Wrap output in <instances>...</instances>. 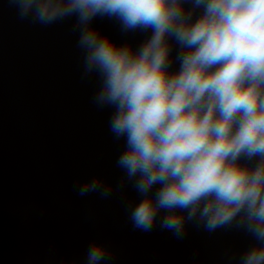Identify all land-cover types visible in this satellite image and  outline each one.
<instances>
[{
	"label": "clouds",
	"instance_id": "1",
	"mask_svg": "<svg viewBox=\"0 0 264 264\" xmlns=\"http://www.w3.org/2000/svg\"><path fill=\"white\" fill-rule=\"evenodd\" d=\"M11 2L20 20L44 27L76 18L83 75L100 81L94 103L115 109L110 131L125 139L117 190L130 182L142 197L129 205L133 226L150 231L163 211L160 227L177 238L190 221L209 232L235 228L254 241L236 264H264V0ZM97 16L151 36L136 51L117 45L91 26ZM169 39L179 45L176 72ZM112 191L91 177L78 194ZM111 255L94 241L86 264Z\"/></svg>",
	"mask_w": 264,
	"mask_h": 264
},
{
	"label": "water",
	"instance_id": "2",
	"mask_svg": "<svg viewBox=\"0 0 264 264\" xmlns=\"http://www.w3.org/2000/svg\"><path fill=\"white\" fill-rule=\"evenodd\" d=\"M75 19L32 24L19 19L11 0H0V264H86L94 241L111 252L108 264H236L233 257L254 243L241 230L209 232L190 221L177 238L160 227L163 211L150 231L133 226L129 205L142 197L130 182L117 190L125 139L110 131L115 109L94 103L100 81L83 75ZM91 26L134 51L152 33L124 31L108 16ZM169 43L176 72L179 45ZM91 177L111 185V195H79Z\"/></svg>",
	"mask_w": 264,
	"mask_h": 264
}]
</instances>
